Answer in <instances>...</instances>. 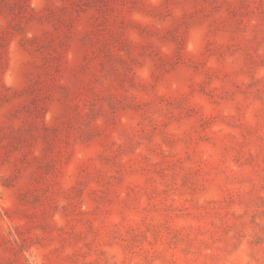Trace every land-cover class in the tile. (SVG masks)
Masks as SVG:
<instances>
[{"label": "rangeland", "instance_id": "374dc122", "mask_svg": "<svg viewBox=\"0 0 264 264\" xmlns=\"http://www.w3.org/2000/svg\"><path fill=\"white\" fill-rule=\"evenodd\" d=\"M0 264H264V0H0Z\"/></svg>", "mask_w": 264, "mask_h": 264}]
</instances>
